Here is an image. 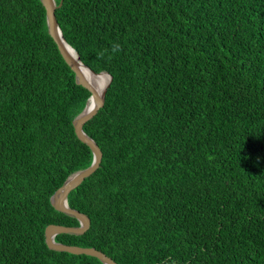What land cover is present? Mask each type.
<instances>
[{"label": "trees", "instance_id": "obj_1", "mask_svg": "<svg viewBox=\"0 0 264 264\" xmlns=\"http://www.w3.org/2000/svg\"><path fill=\"white\" fill-rule=\"evenodd\" d=\"M66 41L112 81L84 125L100 168L69 245L118 264H264V0H56ZM76 82L41 0H0V264H104L48 248L51 204L93 162Z\"/></svg>", "mask_w": 264, "mask_h": 264}, {"label": "water", "instance_id": "obj_2", "mask_svg": "<svg viewBox=\"0 0 264 264\" xmlns=\"http://www.w3.org/2000/svg\"><path fill=\"white\" fill-rule=\"evenodd\" d=\"M41 2L46 10L47 27L50 36L57 44L58 49L66 63L75 73L76 82L84 88L88 89L91 93V96L88 99L84 110L73 120V125L78 139L84 144L88 145L93 153L92 164L89 167L81 169L70 175L64 181V183L54 192L50 199L52 206L57 211L63 212L67 215L76 218L80 223L79 226L50 224L45 229V241L48 248L51 250L59 252H68L76 255L83 254L93 256L98 258L104 264H118L112 257L107 255L103 251L96 249L95 247L69 245L57 242L55 239L58 234L62 233L83 235L91 227V219L89 218V216L77 209L72 208L69 205L68 198L70 193L74 189L80 186L86 178L90 177L101 166L103 159V151L101 150L97 142L85 132L84 125L89 120H91L104 106L106 91L112 81V75L107 71H102L100 73L95 72L81 61L78 53L77 57L73 54L70 48H72L73 50L75 49L64 38L63 32L60 28L56 16V10L62 5V2L59 4H57L56 0H41ZM81 66H85L86 68H88L90 72H92L94 75H105V77L107 78V83L102 93H99L96 90L94 85L82 71Z\"/></svg>", "mask_w": 264, "mask_h": 264}, {"label": "bare ground", "instance_id": "obj_3", "mask_svg": "<svg viewBox=\"0 0 264 264\" xmlns=\"http://www.w3.org/2000/svg\"><path fill=\"white\" fill-rule=\"evenodd\" d=\"M71 51L73 52V54L77 57V52L75 50H73L72 48H70ZM82 71L84 72V74L87 76V78L91 81V83L94 85V87L96 88V90L99 93H102L104 90V87L107 83V78L105 77V75H94L92 72H90V70L88 68H86L85 66H81Z\"/></svg>", "mask_w": 264, "mask_h": 264}]
</instances>
